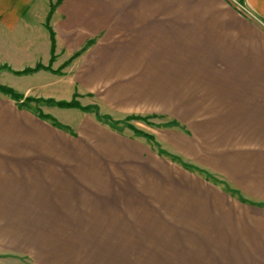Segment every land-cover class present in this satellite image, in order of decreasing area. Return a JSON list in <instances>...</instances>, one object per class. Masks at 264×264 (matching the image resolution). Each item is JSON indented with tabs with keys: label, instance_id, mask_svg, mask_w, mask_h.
<instances>
[{
	"label": "crops",
	"instance_id": "1",
	"mask_svg": "<svg viewBox=\"0 0 264 264\" xmlns=\"http://www.w3.org/2000/svg\"><path fill=\"white\" fill-rule=\"evenodd\" d=\"M52 8L53 69L92 44L0 94V263L264 264V0H0V63L49 65ZM59 92L154 142L19 104Z\"/></svg>",
	"mask_w": 264,
	"mask_h": 264
},
{
	"label": "trees",
	"instance_id": "2",
	"mask_svg": "<svg viewBox=\"0 0 264 264\" xmlns=\"http://www.w3.org/2000/svg\"><path fill=\"white\" fill-rule=\"evenodd\" d=\"M54 8L51 9V12L49 14V16L47 17V21H46V26L50 31V39H51V60H50V64L49 65H44L42 63H38L36 66L34 67H27L21 71H17L18 74H29V73H34L37 72L41 69H46V70H50L53 73L56 74H63V69L71 63V61L73 59H75L76 57H78L83 51H85L87 49V47L89 45L92 44V40L89 41L81 50L77 51L76 53L73 54V56L67 60L63 65H61L58 69H53L52 68V63L55 61L57 55H56V33L53 30L52 26L50 25V19H51V14L53 12ZM254 18H256L254 16ZM0 91L5 93L6 95H8L9 97H11L12 99H15L17 101H20L21 99H23V95L18 93L13 87L11 86H7V85H3L0 84ZM79 94L77 92L74 93V96L71 100H56L54 98H36V100H42V101H46L50 104L56 105L58 107H62V108H79L84 112L87 113H93L96 115L97 119L101 122L104 123H112L114 124L117 121H114L110 116L107 115H102L99 112V106L97 105H83L79 100H78ZM28 101H32L31 98L26 97L24 102H28ZM22 107V106H21ZM37 115L46 121H49L50 123H52L54 126L64 129V130H68L69 127H67L66 125L62 124L61 122H59L54 116H52L51 114L45 113L42 110H38L37 111ZM158 115L152 114V115H137V114H132L126 117V120H139V121H143L146 122L147 124H154L153 122L150 121L151 118L157 117ZM159 125V124H157ZM163 126L165 127H181L183 128L182 125H180V123L176 120H170L167 121V123H164ZM128 127L131 128L135 134L137 135H142L146 138H148L151 141L155 140V137L153 134H150L140 128H138L137 126L133 125L132 123L128 124ZM161 154H164L165 151L160 150ZM187 165V164H186ZM188 167H191L189 165H187ZM208 174V173H207ZM226 188L233 192V189L230 186H226ZM1 264V263H0Z\"/></svg>",
	"mask_w": 264,
	"mask_h": 264
},
{
	"label": "rangeland",
	"instance_id": "3",
	"mask_svg": "<svg viewBox=\"0 0 264 264\" xmlns=\"http://www.w3.org/2000/svg\"><path fill=\"white\" fill-rule=\"evenodd\" d=\"M255 16V15H254ZM46 25V24H45ZM51 25V24H50ZM47 27V26H46ZM53 28V27H52ZM49 30V29H48ZM54 30V29H53ZM50 32V31H49ZM74 60V59H73ZM72 60V61H73ZM71 61V62H72ZM50 64V63H49ZM52 65H53V63H52ZM69 65V64H68ZM25 69V68H24ZM21 70H23V69H21ZM21 70H16V71H14L13 72V65H10L9 66V64L8 63H0V84H3V85H7V86H11V87H13V73L15 74V75H17L18 76V80L21 82V83H24L26 80H27V78L28 77H26V75H29V74H31V73H29V74H18L17 73V71H21ZM44 70H46V69H44ZM49 72H50V70H48ZM56 74V73H55ZM35 81L33 80V81H30V82H28V81H26V84H24V85H22L21 83L19 84L20 85V87L22 88V89H24V87L25 86H27L28 84H31V83H34ZM15 89V88H14ZM18 93H20V94H22L23 92H19L17 89H15ZM37 93V92H36ZM0 94H3V95H6L5 93H3V92H1L0 91ZM24 94V93H23ZM22 94V95H23ZM47 93H45V92H40V94L39 95H43V96H45ZM37 95V94H36ZM74 95V94H73ZM73 95H71V98H69L68 99V97H69V95L68 94H66L65 92H59V94L57 95H53L52 97L53 98H56V99H61V100H71L72 98H73ZM8 96V95H7ZM27 96H28V94H27ZM80 97H78V100L83 104V105H89V104H92V105H97L96 103H98L96 100H95V98L93 97V95H91V94H84V95H82V94H80L79 95ZM29 97V96H28ZM37 102V104L36 103H34V101H30V102H24V103H22V102H20L19 104H24L25 106H27V107H32V106H37L39 103L40 104H42V103H47V104H50V103H48V102H46V101H42V100H39L38 99V101H36ZM52 105V104H51ZM60 108V107H59ZM44 111H52V109H54V107H52V106H49V105H43V108H42ZM61 110V109H60ZM80 112H82V114L84 115H89V116H91V117H93V118H95L96 117V115L95 114H93V113H87V112H84V111H82V110H80V109H78ZM62 113V111H59V112H56V115H57V117H58V119L61 121V122H65V118H64V116L66 115V114H64L63 115V113ZM68 117V116H67ZM97 118V117H96ZM95 118V119H96ZM167 119L166 118H163L162 120H161V123L158 125V127H165V126H163V124L164 123H167V122H165ZM68 121L71 123V130L70 131H72V132H74V133H76L77 132V130H78V128H79V126L77 125V120H75V119H72V118H69L68 117ZM135 121H138V120H126L125 118H122V119H120L118 122H115L114 124H112V123H104V122H102V123H104V124H107V125H109V126H111V127H113L114 129H117L116 131L117 132H119V133H124V134H131V135H133V136H135V137H137V138H143V139H147L148 140V142H151V140H149L148 138H146V137H144V136H142V135H137V134H135V133H133V131H132V129L131 128H128V125H125V124H129V123H133V122H135ZM101 122V121H100ZM143 122V121H142ZM143 124V123H142ZM155 129V128H154ZM154 142V141H153ZM117 163L115 162V165H116ZM120 173H115V176H117V175H119ZM209 175H210V173H208ZM119 176H121V174L119 175ZM119 176H117V177H119ZM120 180H122L121 178H120ZM130 183H132V182H130ZM225 185H228V184H225ZM136 189H132L131 188V196H138L139 195V193H138V188L139 187H135ZM116 189H118V188H115V191H116ZM2 264V263H1Z\"/></svg>",
	"mask_w": 264,
	"mask_h": 264
}]
</instances>
